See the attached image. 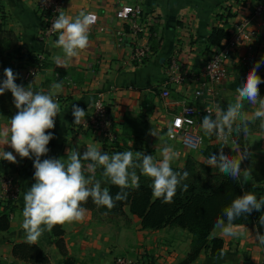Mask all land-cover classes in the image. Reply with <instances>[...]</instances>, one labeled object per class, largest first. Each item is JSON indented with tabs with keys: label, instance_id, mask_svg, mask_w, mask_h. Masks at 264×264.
Here are the masks:
<instances>
[{
	"label": "crops",
	"instance_id": "obj_1",
	"mask_svg": "<svg viewBox=\"0 0 264 264\" xmlns=\"http://www.w3.org/2000/svg\"><path fill=\"white\" fill-rule=\"evenodd\" d=\"M260 1L142 0L141 12L135 20L140 35L134 37L131 22L116 18V12L122 6L133 4L134 0H65L66 15L75 17L83 11L95 14L97 20L90 28L88 48L70 60L66 67H58L53 56L61 52L52 47L54 41H37L43 17L31 0H0V82L6 79L5 68L18 74L16 84L25 87L31 84L34 91L48 93L52 91L53 83L63 81L62 91L55 94L61 112L55 118V127L47 130L54 139L47 145L49 152L41 160L64 159L67 150L73 148L82 154L89 144H96L109 154L115 153L104 148L98 136L73 123V104L87 113L91 104L101 96L109 104L113 128L120 137L117 152H144L156 160L161 159L163 142L148 134L155 128L179 152L172 167H182L188 157L206 164L210 155L218 154L220 150L214 142V133L206 136L200 129L203 139L201 153L185 150L178 140H170L166 133L173 116L185 105L198 109L218 105L226 110L228 104L235 103L236 88L246 80L255 62L264 57V14L251 15L252 8ZM241 21L247 22L248 39L225 63L224 78L216 88L217 94L212 98L195 99L193 94L198 79L204 80L211 53L208 51L211 31L222 29L227 32L228 35L221 40L223 43L233 26ZM137 47L148 51L142 64L133 57ZM22 53L40 54L46 62V66L29 81L22 79L24 68L31 66L20 59ZM172 59L180 62L187 81L166 86L165 70ZM257 74L264 80V63L257 69ZM258 87L260 97L264 98V83ZM163 90H168V97L161 96ZM254 111L255 107L244 101L242 114L250 115ZM16 112L11 92L5 91L0 95V129L9 126L10 118ZM262 122L251 119L248 135L233 133L234 143L228 152L224 151L237 159L242 155L241 146L249 151L247 163L242 160L240 167L247 169L250 176L247 182L241 177L240 184L245 192H254L258 199L264 188V179L257 182L252 174H264ZM3 150L12 152L17 162L0 159V175L14 177L20 193L9 220V230L0 232V264H28L14 258L11 251L13 245L27 242L22 229L23 195L35 183V157L21 158L8 145H4ZM88 163L83 161L86 175L89 174ZM207 166L213 173L219 171ZM102 172V166L98 167L96 178L101 180L102 187H108L111 183ZM138 175L142 174L138 171ZM258 212L261 215L264 208ZM244 226V235L238 238L224 236L221 230L214 228L210 237L223 241L225 256L210 257L209 252L202 251L188 264H263V248L256 239V227L252 224ZM61 229L65 256L55 245L56 239L51 232H45L35 243L48 254V264H63L66 257L72 258L75 264H111L117 257L135 259L140 264H185L191 250L192 235L186 230L173 227L142 230L140 220L132 216L127 207L117 217L99 215L96 210L88 209L83 222L66 223Z\"/></svg>",
	"mask_w": 264,
	"mask_h": 264
},
{
	"label": "clouds",
	"instance_id": "obj_2",
	"mask_svg": "<svg viewBox=\"0 0 264 264\" xmlns=\"http://www.w3.org/2000/svg\"><path fill=\"white\" fill-rule=\"evenodd\" d=\"M58 11V10H57ZM54 18L51 30L58 33L52 47L59 49L61 54L53 56L58 67H66L67 63L79 56L82 50L89 46V32L95 17L92 13L81 11L72 17L63 11ZM264 63V57L256 61L248 72L246 80L236 88L235 103L227 105L226 110L219 107L206 109L207 115L202 118L200 127L204 135L215 133L221 140L219 153H212L206 164L217 168L220 173L231 177L234 181H248L250 172L242 170L241 161L249 158V151L244 150L239 159L227 155L223 148L230 145L233 133L245 136L249 133L251 119L264 121V98L260 97L259 85L264 80L257 74V69ZM17 75L11 68L4 69V79L0 82V95L10 91L17 112L10 118V124L0 129V159L16 163V156L12 152L3 150L4 145L10 146L21 158L31 159L35 169L33 179L35 183L24 193L22 209V229L27 242L35 244L45 232H51L57 225L83 222L88 209L83 207L89 198L97 206H104L111 210L117 201L127 199L128 188H139L140 174L151 180L149 187L152 195L161 198L164 203L173 202L177 189L187 191L188 185L183 181L188 179L187 171H175L172 162L179 157V152L163 139L161 133L152 128L149 135L163 142L161 159L156 160L152 155L131 150L109 154L102 151L96 144L87 145L81 154L77 149H68L66 158H48L41 160L49 149L47 145L54 139L47 130L55 127V118L61 112V106L55 94L63 89V81L51 85L52 91L44 93L34 91L31 84L28 87L15 83ZM244 101L255 107L250 115L242 114ZM89 106V105H88ZM215 113V119L213 118ZM73 123L86 124V111L76 104L72 105ZM264 128V122L261 123ZM166 135L174 136L172 126L168 127ZM231 146V145H230ZM83 161H88L87 172ZM103 168L102 175L107 182L120 189L115 197L110 194L108 187H102L101 180L96 178L98 167ZM264 208V196L259 199L254 192H244L242 196L234 198L230 205L223 209V218H218L214 227L221 230L222 235L240 237L244 235V225H237L235 221L240 217L250 215L254 210ZM258 224L264 227V213L259 217ZM256 239L264 245V234L259 227L256 229ZM225 253L220 252L223 258Z\"/></svg>",
	"mask_w": 264,
	"mask_h": 264
},
{
	"label": "trees",
	"instance_id": "obj_3",
	"mask_svg": "<svg viewBox=\"0 0 264 264\" xmlns=\"http://www.w3.org/2000/svg\"><path fill=\"white\" fill-rule=\"evenodd\" d=\"M228 35L222 29H213L208 38V51H213L220 46L221 40ZM20 59L31 66H38L43 69L46 66L45 61H38L32 54L20 55ZM146 59V58H145ZM145 61V60H144ZM241 154L244 148L241 146ZM247 163V159L243 160ZM175 171H187L188 179L183 181L188 185L187 191L177 189L173 202L164 203L161 198L152 195L149 187L151 180L139 175V188H128L127 199L117 201L115 207L111 210L104 206L97 207L91 198L82 206L86 209L96 210L99 215L108 217H117L122 215L123 209L127 207L132 216L140 220L142 230L157 231L166 227L179 228L186 230L192 235L191 250L184 261L185 264L195 261L202 251L209 252L210 257L220 256L223 249V241L219 238H211V232L218 218H223V209L230 205L231 201L237 196H242L245 190L242 188L240 181H234L231 177L226 176L219 171L213 173L204 163L188 157L184 165L180 168L172 167ZM257 182H262L264 174L256 176L252 174ZM110 194L115 195L120 189L110 184L108 186ZM261 196H264V188L261 190ZM0 212V232L9 230L8 211L14 207L2 205ZM261 215L258 211H253L250 215L240 217L235 221L237 225H255L259 227L261 234H264V227L258 224ZM55 237V245L63 256L66 255L64 250L61 225H57L51 231ZM264 254V245H262ZM12 255L14 258L28 264H48L49 257L40 247L29 242L15 244L12 246ZM63 264H75L72 258L66 257ZM264 264V262H263Z\"/></svg>",
	"mask_w": 264,
	"mask_h": 264
},
{
	"label": "built area",
	"instance_id": "obj_4",
	"mask_svg": "<svg viewBox=\"0 0 264 264\" xmlns=\"http://www.w3.org/2000/svg\"><path fill=\"white\" fill-rule=\"evenodd\" d=\"M38 12L43 17V25L38 32L37 41L46 43L55 41L58 33L51 30V24L55 17L59 15L58 11L65 9V0H31ZM142 0H134L131 5L122 6L116 12V18L119 20H127L132 25V35L139 37L140 28L135 24L137 16L141 12ZM58 10V11H57ZM264 14V0L260 1L252 8L251 15L258 17ZM3 15V14H2ZM95 17L94 23L97 20ZM247 22L241 21L235 24L229 36L220 44L219 47L211 51L207 69L204 73V80L198 82V87L194 91V98H212L217 94L216 88L222 83L224 78V65L227 60L235 53L239 45L248 39ZM148 51L145 48L137 47L134 51V59L142 64L147 58ZM38 61H45L40 54L34 55ZM40 68L38 66H30L24 68L22 79L29 81L35 77ZM166 80L165 85H180L187 81V75L182 71V65L179 61L172 59L165 70ZM197 80V79H196ZM168 90H163L161 96L168 97ZM209 109V108H206ZM206 109H198L191 106H183L180 112L173 116L171 126L174 131V136L170 140H178L180 145L187 151L193 153H201L203 139L200 132V124L202 118L207 115ZM88 115L85 117L86 124L82 123L79 128L90 132L92 135L98 136L104 148L113 153L119 150L120 137L113 128V120L110 116L109 104L99 96L90 106ZM214 118V117H213ZM215 119V118H214ZM214 142L218 149L222 146V140L214 133ZM232 146L234 136L232 135L229 141ZM230 145H225L223 150L228 152ZM20 193V188L17 180L14 177L0 175V203L8 205L10 208L15 207ZM13 210L8 211V219H12ZM111 264H140L138 260L129 259L126 257L114 258Z\"/></svg>",
	"mask_w": 264,
	"mask_h": 264
}]
</instances>
